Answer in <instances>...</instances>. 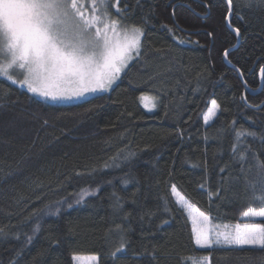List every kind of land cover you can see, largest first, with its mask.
<instances>
[{"label":"trees","instance_id":"obj_1","mask_svg":"<svg viewBox=\"0 0 264 264\" xmlns=\"http://www.w3.org/2000/svg\"><path fill=\"white\" fill-rule=\"evenodd\" d=\"M210 3L205 16L204 0H119L127 11L113 16L143 27L141 56L89 98L49 102L0 78V264H74V251L96 255L97 264H194L203 256L264 264L261 249L198 248L171 191L214 224L264 223L242 217L259 207L252 185L264 189V78L249 93L234 68L258 89L264 11L233 0L241 36L228 65L224 50L237 36L225 23L226 0ZM145 94L157 97L155 108L142 105ZM213 99L220 110L205 125ZM82 190L90 194L77 203ZM121 236L125 250L114 260ZM145 249L154 260L139 255Z\"/></svg>","mask_w":264,"mask_h":264},{"label":"snow or ice","instance_id":"obj_2","mask_svg":"<svg viewBox=\"0 0 264 264\" xmlns=\"http://www.w3.org/2000/svg\"><path fill=\"white\" fill-rule=\"evenodd\" d=\"M226 2L227 14L224 19L237 38H240V28L232 27L233 0ZM118 3L119 0H116ZM204 6L208 12L203 15L207 16L212 6L210 0H204ZM110 7H115L112 0H90L89 3H85V0H0V78L54 101L107 91L129 64L141 56L142 38L145 35L142 26L128 24L123 18H113ZM248 7L264 11V0H249ZM126 11V8H117V15L123 17ZM235 14L243 20V15L239 12ZM162 27L167 28L166 25ZM167 30L172 31L170 28ZM206 35L213 37L214 32L206 30ZM229 51L224 50L226 59ZM228 63L232 62L228 60ZM260 74L264 78V66L260 68ZM139 99L149 110L156 107L157 97L145 94ZM219 110L217 101L211 100V107L203 116L205 124ZM242 135L243 131H237V140ZM259 167L264 169V164ZM252 189L253 201L259 207L249 206L243 211L242 217H264V189L259 194L256 193V185H252ZM171 191L179 196L175 185H172ZM89 194L82 190L77 203ZM177 202L190 211L194 243L198 248H212L216 245L236 246L240 249L248 246L264 250V223L236 224L231 229L224 225L225 230H220L219 225L211 224L208 215L198 210L192 213L191 206L183 196H179ZM68 206L71 207V204ZM39 227L37 224L33 235ZM0 233H3V229H0ZM27 240L30 243L32 236H28ZM124 250L125 240L121 236L119 247L110 255L116 260ZM145 254L155 259L154 253L147 249L139 255L143 257ZM81 259L73 256V260ZM89 259L98 261L96 256ZM197 264H210L209 256H203Z\"/></svg>","mask_w":264,"mask_h":264},{"label":"rangeland","instance_id":"obj_3","mask_svg":"<svg viewBox=\"0 0 264 264\" xmlns=\"http://www.w3.org/2000/svg\"><path fill=\"white\" fill-rule=\"evenodd\" d=\"M90 2V0H85V3H89ZM112 3L115 5V7H110L109 8V11H110V13L112 14V17L113 18H116V19H118L117 17H115V16H113V12H115V11H117V4H116V0H112ZM16 85H18V84H16ZM18 86H20V85H18ZM21 87V86H20ZM21 88H24V87H21ZM24 89H26V88H24ZM27 90V89H26ZM101 92H104V91H98V92H91V93H85L83 96H81V97H74V98H72V99H64V100H51V99H46V98H44V97H41V96H38V95H36V94H34L35 96H37V97H39V98H41V99H43V100H46V101H49V102H58V103H70V102H75V101H79V100H83V99H86V98H89V97H91V96H94V95H96V94H98V93H101ZM150 103V102H149ZM142 105L144 106V104L142 103ZM145 107V106H144ZM209 107H211V102H210V104H209V106H208V108ZM146 108V107H145ZM208 108H207V110L205 111V113L208 111ZM148 109V108H147ZM204 113V114H205ZM204 116V115H203ZM214 118V117H213ZM212 118V119H213ZM212 119L209 121V123L212 121ZM203 120H204V118H203ZM208 123V124H209ZM204 124H205V122H204ZM205 125H207V124H205ZM177 192L179 193V196H183L178 190H177ZM174 195V194H173ZM179 196H177V195H174V197H175V200L176 201H178V199H179ZM184 197V199L188 202V204L191 206V212L192 213H195L197 210H198V208L196 207V206H194L193 204H191L188 200H187V198L185 197V196H183ZM180 206H182L184 209H185V211H186V213H187V215H188V217H189V219H190V222H191V225H192V216L190 215V211H189V209H186L183 205H181V204H179ZM199 212H201L200 210H198ZM257 218H264V217H255V218H244V219H247V220H254V219H257ZM245 223H250V222H244V223H242V224H240V225H244ZM211 224L212 225H219L220 226V230H225L224 229V225H228L229 226V229H231L234 225H230V224H214L212 221H211ZM192 228H193V225H192ZM245 247H248V246H245ZM73 256H79V257H81L82 259L81 260H79V261H76V260H74V264H97V261L96 262H94V261H91L89 258L90 257H92V256H96V255H94V254H91V253H88V252H77V251H74L73 253H72V257ZM97 257V256H96ZM201 259V258H200ZM200 259H196V258H193L192 259V261H193V263L194 264H197V262L200 260Z\"/></svg>","mask_w":264,"mask_h":264},{"label":"water","instance_id":"obj_4","mask_svg":"<svg viewBox=\"0 0 264 264\" xmlns=\"http://www.w3.org/2000/svg\"><path fill=\"white\" fill-rule=\"evenodd\" d=\"M225 23H226L227 27H229L226 21H225ZM230 29H231V28H230ZM238 41H239V38H237L236 44H235L234 46H232L231 48H228V49L231 50V49L235 48V47L237 46V44H238ZM223 58H224V62H225V63H227L228 65H231V64L228 63V59H226V58L224 57V54H223ZM234 68L237 70V72H238V74H239V77H240L241 81L244 83V85H245V87H246V90H247L249 93H256V92L261 88V86H262V78H261V74H260V72H259L260 86H259L258 89H256V90H250V89L246 86V84H245V82H244V79H243V77H242L240 71H238V69H237L236 67H234Z\"/></svg>","mask_w":264,"mask_h":264}]
</instances>
